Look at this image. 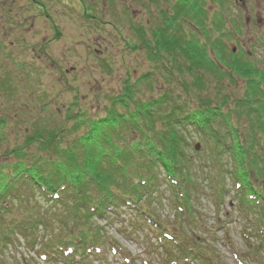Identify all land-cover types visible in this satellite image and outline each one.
Wrapping results in <instances>:
<instances>
[{"label": "trees", "instance_id": "16d2710c", "mask_svg": "<svg viewBox=\"0 0 264 264\" xmlns=\"http://www.w3.org/2000/svg\"><path fill=\"white\" fill-rule=\"evenodd\" d=\"M231 14L228 0H176L170 23L156 24L150 43L140 40L151 72L136 80L128 75L120 92L105 97V108L92 114L76 100L73 111L67 110L70 121L48 131L34 123L16 146L3 145L0 122L1 257L19 242L34 249L41 232L53 230L55 216L62 229L50 237V245L42 241L37 254L47 262L74 264L86 259L85 248L115 249L112 239L104 237L103 243L102 234L90 233V224L107 226L110 216L119 218L126 209L134 231L148 232L146 239L167 252L170 264H216L205 247L207 242L211 248L213 235L168 233L152 204H144L163 198L162 187L174 202L177 220L189 227L197 223L192 200L200 187L189 172L197 164L191 133L207 148L209 164L201 166L207 172L225 175L227 166L220 160L229 156L244 194L253 199L242 196L240 203L258 209L264 221V187L250 183L264 181V71L251 55L242 49L232 53L226 45L245 27ZM135 30L139 37L147 28ZM234 78L244 81L245 91L232 101L221 83L232 84ZM212 79L220 84L213 90ZM231 103L233 109L223 110ZM232 116L252 121L245 136ZM40 201L57 214L41 211ZM137 234L126 236L139 242L143 238Z\"/></svg>", "mask_w": 264, "mask_h": 264}, {"label": "rangeland", "instance_id": "374dc122", "mask_svg": "<svg viewBox=\"0 0 264 264\" xmlns=\"http://www.w3.org/2000/svg\"><path fill=\"white\" fill-rule=\"evenodd\" d=\"M42 3L51 11L50 14L57 22L56 30L62 35L61 39L50 46L49 56L53 63L46 58H38L39 46L36 45L50 39L53 33L51 27L40 18H35L34 25L29 27L30 18L38 14L39 10L32 8L30 0L15 4L12 0H0V122L3 145L6 147L20 145L23 136L34 123L46 131L59 129L65 119L70 121L67 110L73 111L76 100L87 112L96 113V110L106 107V96L123 89L128 75L136 80L135 77L151 72L152 66L143 57L145 55L141 51L140 40L143 36L145 43L152 41L151 31L155 30L153 21L157 19L159 22H166L161 18L163 15L159 16V11L166 9L169 13L176 0H152L149 3L106 0V6H102V19L97 18V23L93 26L81 19V8L76 7L75 3H70V7H76V10L70 8V15L57 0ZM228 4L232 9V17L242 21L245 27L237 33L235 40L228 41L226 45L229 50L235 47L236 51L242 49L251 55L253 62H257L264 71V0H228ZM7 10H12L11 18H7ZM63 10L67 14L62 13ZM16 11L19 14H15ZM18 17L22 25H25L22 29L21 26L17 28L11 24L12 18L17 21ZM137 26H141L139 30L142 31L147 28L145 34L139 33L140 36H136L134 28ZM101 64L108 68L101 67ZM217 85L220 84L212 79L208 86L213 90ZM221 85L223 93L232 101L237 100L245 91V83L239 78H234L232 84L225 80ZM233 108L231 103L223 110ZM249 121L244 116H232L231 119L242 136L250 130L252 121ZM68 125L70 126V122ZM188 139L192 149L198 146V155L192 152L197 164L189 169L196 185L200 187L198 193L195 192L196 198L193 197L192 200L194 222L197 223L189 227L177 220L174 202L162 187L160 192L163 193V198L158 196L153 200L151 197L149 201L145 200V206H149L146 204L148 202L152 204V212L166 225L168 233L173 230L176 233L182 232L181 236L184 238H190L192 231L199 237L213 235L215 242L211 243V248L205 242V247L216 264H264V232L259 228L260 215L240 209L239 189H243V186L238 187L239 183L232 182L227 173H233L232 160L228 155L223 161L220 160L222 167L227 166L224 170L226 175L207 172L201 167L203 162L208 165L210 160L206 154V146L197 133H191ZM260 151L258 147V156H261ZM253 186L262 190L264 181L259 180ZM41 203V211H46L48 215L57 214L55 209H49L46 203ZM125 212L119 218L115 214L110 216L112 222L107 226L102 220L98 224H90V233L102 234L99 240L103 243L104 237L112 239L117 244L116 248L105 247L95 249L96 251L85 248L86 259L81 258L83 261L80 259V262L76 261L74 264H170L167 252L158 247L154 239L151 242L146 239V235L150 236L148 232L138 231L143 238L139 242L136 238L126 236V233L134 231L131 228L130 212L126 209ZM55 217L50 223L53 230L41 232L34 249L25 248L19 242L17 247L8 249L3 257L0 256V264H64L61 260L49 263L37 255L40 253V245L45 241L50 245L53 241L50 237L62 229ZM43 237L45 239L41 240Z\"/></svg>", "mask_w": 264, "mask_h": 264}, {"label": "flooded vegetation", "instance_id": "af4514ba", "mask_svg": "<svg viewBox=\"0 0 264 264\" xmlns=\"http://www.w3.org/2000/svg\"><path fill=\"white\" fill-rule=\"evenodd\" d=\"M12 1H13V4H15L16 2L25 1V0H12ZM30 1L32 3V8L33 9L35 8V10H39V13L36 15H33V17L30 18L31 19V22H30L31 25H29V27L34 25L35 18H40L41 20H44L45 23L48 24L49 28L51 27V30L53 31L50 39H47V41H45V42L41 41L40 43L36 44L37 46H39L38 58L43 57V58L48 59L50 62H52L50 60V56H49L50 46L54 45L59 39H61L62 35H61L60 31L56 30L57 29V22L55 21L54 17L50 14L51 11L49 12V10L46 9V7L43 5L42 1L43 2L44 1L53 2L54 0H30ZM57 1H59L60 5L65 6V9L68 10V15H70V8H73L74 10H76V7H78L79 9L81 8V12L79 13L81 19L84 20L86 23L91 24L92 26L97 23V21H96L97 18L102 19L101 18V16H103L101 14L102 6H106V0H57ZM137 1H138V3L139 2H145V3L152 2V0H137ZM159 1H162V0H159ZM70 3L71 4L75 3L76 7H74V6L70 7ZM11 7H14V6L12 5ZM10 12H12V10H7V13H8L7 18H11ZM16 12H18V11H16ZM16 12H15V14H19V12L18 13H16ZM62 13H66V11L63 10ZM160 15H163V17H161V18L164 21H166V22L169 21L170 11L168 13V12H166V9H162L159 11V16ZM12 19L13 20H11V22H12L11 24H14L13 25L14 27L19 28V26H21V29L25 27V25L24 26L22 25V22L19 20V17H18L17 21L14 18H12ZM158 23H160V22L157 21V19H156V21L154 20L152 24L156 25ZM10 26H12V25H10ZM140 27L141 26H137L134 29H139ZM43 39L44 38H42V40Z\"/></svg>", "mask_w": 264, "mask_h": 264}]
</instances>
